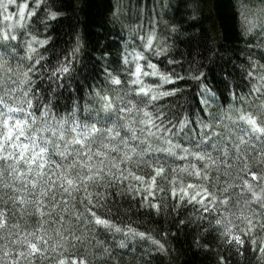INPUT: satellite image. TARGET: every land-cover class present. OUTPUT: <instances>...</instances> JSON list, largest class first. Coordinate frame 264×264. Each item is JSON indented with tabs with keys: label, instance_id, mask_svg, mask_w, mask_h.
I'll list each match as a JSON object with an SVG mask.
<instances>
[{
	"label": "snow or ice",
	"instance_id": "obj_1",
	"mask_svg": "<svg viewBox=\"0 0 264 264\" xmlns=\"http://www.w3.org/2000/svg\"><path fill=\"white\" fill-rule=\"evenodd\" d=\"M64 15L51 0H0V264H119L117 250L138 245L151 261L168 252L169 232L140 230L131 213L179 217L186 205L227 252L251 248L264 264V63L249 56L237 73L231 61L205 68L199 52L177 59L167 34L154 45L156 21L143 50L129 39L114 54L101 23L92 55L74 33L53 65ZM180 31L170 26L173 39Z\"/></svg>",
	"mask_w": 264,
	"mask_h": 264
},
{
	"label": "trees",
	"instance_id": "obj_2",
	"mask_svg": "<svg viewBox=\"0 0 264 264\" xmlns=\"http://www.w3.org/2000/svg\"><path fill=\"white\" fill-rule=\"evenodd\" d=\"M51 2L65 14L61 21L55 24L56 30L52 33L54 46L50 47L47 53L53 65L61 49L71 47L69 41H75L74 33L80 34L87 41L88 47L84 51L89 56L92 55L90 49L99 38L100 29L97 25L101 23L108 32L112 33L108 37V42L113 46L114 54L116 46L122 49L124 41L129 39L134 42L133 46H138V50H143L139 47L140 36L147 37L156 21H158L156 27L158 39L154 41V45L167 34V42L174 45L173 55L177 59L183 55L185 61H188L199 52L200 62L205 68L212 60L217 64L231 61L228 67L235 66L237 73L242 70L247 71L249 56L252 60H260L264 63L260 55L264 53V28L261 27L264 25V0H167L171 7L163 11L161 5L165 0H51ZM252 8L258 9L255 14L259 21L258 26L252 33L245 35L247 22L252 20L250 17ZM172 24L181 26V31L175 39L170 34ZM39 32L41 36L45 34L43 24H39ZM188 53L192 55L189 56ZM60 58L62 59V56ZM153 60L160 63L161 68L171 67L167 65L166 59L161 61L153 56ZM179 70L177 68V71ZM186 70L187 63H185ZM244 91H247V88ZM132 167L135 169L136 166L132 165ZM168 175L170 178L171 173L169 172ZM157 180L160 186H167L170 189L171 185L168 181L160 177ZM156 195L159 200L162 194L157 191ZM234 201L233 196V203ZM130 203L128 197L123 201L117 198V204L121 209L127 208ZM168 203H172L170 198ZM200 214L199 206L191 205L182 208L179 217L175 212L168 216L150 217L143 211L137 213L133 210L131 213L133 226L152 232L162 239L163 230L169 232L166 238L168 252L155 256L149 261V257L144 255L143 246L138 245L137 250L133 251L129 248L124 250V254H119L120 250H117L116 259L119 264H216L217 255L223 254L230 257L231 264H259L258 252L254 254L249 248L244 257H240L235 252L230 254L223 245L219 244L218 233L209 234L203 228L197 227L196 219ZM216 218H219V215L215 212L209 217L213 222ZM178 219L191 223L181 226L177 223ZM233 219L235 220L234 217ZM204 223L206 224L207 220ZM31 226L29 224V227ZM257 238L264 240V231L258 229ZM196 241L210 246L211 250L208 247H197ZM91 251L89 247L88 252ZM79 255L81 257L85 255L83 249ZM88 259L92 261L94 257L89 254Z\"/></svg>",
	"mask_w": 264,
	"mask_h": 264
},
{
	"label": "rangeland",
	"instance_id": "obj_3",
	"mask_svg": "<svg viewBox=\"0 0 264 264\" xmlns=\"http://www.w3.org/2000/svg\"><path fill=\"white\" fill-rule=\"evenodd\" d=\"M258 12V9H256V8H252V10H251V13H250V17H251V19H256V13Z\"/></svg>",
	"mask_w": 264,
	"mask_h": 264
},
{
	"label": "bare ground",
	"instance_id": "obj_4",
	"mask_svg": "<svg viewBox=\"0 0 264 264\" xmlns=\"http://www.w3.org/2000/svg\"><path fill=\"white\" fill-rule=\"evenodd\" d=\"M149 33V32H148Z\"/></svg>",
	"mask_w": 264,
	"mask_h": 264
}]
</instances>
